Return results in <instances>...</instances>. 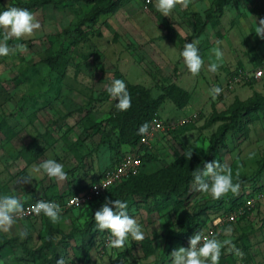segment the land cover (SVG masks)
<instances>
[{
  "label": "rangeland",
  "instance_id": "374dc122",
  "mask_svg": "<svg viewBox=\"0 0 264 264\" xmlns=\"http://www.w3.org/2000/svg\"><path fill=\"white\" fill-rule=\"evenodd\" d=\"M39 1L5 0L0 8L30 6L41 24L31 37L8 41L25 44L24 50L0 57V193L17 195L22 201L30 199L37 187L66 194L111 169L123 148L116 143L115 106L107 92L114 79L125 80L128 89L142 85L153 98L170 84L190 93L184 108L177 109L167 100L155 113L165 130L155 135L153 161L143 167L146 174L167 168L186 152L202 159L230 108L256 94L264 96V36L256 34L264 19V0H231L211 19L205 15L213 0H191L187 8L177 6L170 16L157 10L156 0H125L97 18L83 2L49 0L39 5ZM5 34L6 29L0 28V40ZM191 40L199 41L205 61L196 76L180 56ZM217 48L223 55L213 73L208 64L217 59ZM216 85L223 91L213 99L209 90ZM49 158L65 165L68 179L37 173L25 183L33 166ZM263 159L264 114L258 113L241 131H230L216 154L215 160L232 169L234 180L239 177L238 193L214 200L193 182L180 202L131 197L129 215L142 225L145 237L130 238L124 249L109 247L108 230L97 229L93 207L98 200L90 208L69 209L55 223L47 216L24 220L10 232H0V240L13 241L2 252L0 264H39L28 252L47 237L55 243L69 234L66 253L77 263L171 264V252L188 246V241L179 243L184 242L181 232L195 224L197 232L215 226L219 239H231L243 253L238 255L226 245L219 264H264ZM245 194L256 197L254 205L243 208L240 203L242 216L227 222L231 199L243 195V200ZM228 227L233 229L230 235L222 231ZM25 229L28 235L21 239L18 233ZM121 252L124 263L117 258Z\"/></svg>",
  "mask_w": 264,
  "mask_h": 264
},
{
  "label": "clouds",
  "instance_id": "9594fccd",
  "mask_svg": "<svg viewBox=\"0 0 264 264\" xmlns=\"http://www.w3.org/2000/svg\"><path fill=\"white\" fill-rule=\"evenodd\" d=\"M190 2L191 0H156L155 7L164 16H170L177 6L187 8ZM0 28L6 29V34L0 40V57H3L26 48L25 44L19 42L10 45L9 40L15 38L20 41L22 38L31 37L36 30L41 28V24L29 9L11 6L0 10ZM256 34L264 36V19H261L257 25ZM198 43V40L185 42L180 51V56L183 57L188 71L193 76L201 72L205 63L204 58L200 55ZM222 55L223 53L219 48L215 49L217 59L208 64L210 72L218 71L220 67L218 61ZM222 91L223 89L219 85L209 90L213 99L218 97ZM107 92L118 110L125 111L131 107L132 97L125 80L114 79L107 86ZM149 128L148 122L143 123L137 130L138 134L149 133ZM190 155L191 151L189 152ZM37 173L47 174L48 177H54L61 181L68 179L65 165L53 158L35 164L30 177L24 178V182H30L31 175ZM192 176L197 190L209 194L214 200H219L230 192L238 193L240 189L239 177L234 180L232 169L217 160L203 162L202 167H196L192 171ZM32 211L37 215L43 213L55 223L60 219L62 207L55 201L38 200L32 205ZM24 214V203L19 196L7 192L0 193V232H10L13 225L17 223L18 217ZM94 220L97 229L108 230V246L111 248L124 249L130 243V238L140 241L145 237L142 225L135 217L129 215L126 200L105 197L104 202L94 213ZM216 223L219 224L220 220L217 219ZM222 231L230 235L233 229L228 227ZM18 234L21 239H24L28 232L25 229ZM226 245L235 249L238 255H243L231 239L221 240L217 233L206 235L202 231L195 232L189 238L187 247L181 246L171 252V264H219L222 248ZM56 264H71V261L61 256L56 260Z\"/></svg>",
  "mask_w": 264,
  "mask_h": 264
},
{
  "label": "trees",
  "instance_id": "16d2710c",
  "mask_svg": "<svg viewBox=\"0 0 264 264\" xmlns=\"http://www.w3.org/2000/svg\"><path fill=\"white\" fill-rule=\"evenodd\" d=\"M72 2H83L86 5L91 6V17L97 18L98 16L114 11L119 8L125 0H67ZM50 2L49 0H42L36 2L37 4H46ZM231 0H213L212 8L206 12L205 18L211 19L213 15L221 14L223 9L230 4ZM1 8V6H0ZM30 9L29 7H26ZM197 21L202 25L203 19L197 17ZM129 92L132 97V105L129 109L125 111L118 110L114 108V116L112 118V127L117 131L116 143L120 146H128L129 148H137L140 138L143 136L138 134V128L145 122L150 125L151 119L155 113L158 112L159 108L165 101H170L174 104L177 109L184 108L189 100L190 93L184 89L170 84L161 87V93L156 98L150 95L147 88L142 85H133L129 87ZM258 113L264 114V96L254 95L245 102H236L229 111V114L223 120L224 123L219 126L216 133L212 136L210 144L206 149L205 156L202 159L196 158L192 153L189 156V152L184 153L179 159L172 162L167 168L158 170L152 174H146L143 171V167L148 165L153 161V152L144 146H140L137 152L140 154L141 158V169L140 172L122 182L110 187L105 191V193L98 199L99 204L93 207L92 204L84 207H93L97 210L101 204L104 202L105 197L109 199H122L128 200L131 197L139 198L140 201H146L149 198H159L163 201L176 200L180 202L181 200L187 198L191 184L194 182L192 171L196 167H202L203 162H209L215 160L218 150L224 146V141L227 134L230 131H241L244 125L249 122V120L257 115ZM92 127H97L93 124ZM96 132H99V128H96ZM122 155V152H121ZM119 160L114 161V165ZM261 169L264 170V159L261 162ZM101 177V176H100ZM99 177V178H100ZM97 178L96 180H98ZM94 180V181H96ZM73 193H76L73 192ZM248 194H245V196ZM244 196V198H245ZM242 196L238 198L231 199V206L228 211L234 209L240 203H243L241 199ZM65 197L56 198L61 200ZM241 199V201H240ZM83 207V208H84ZM45 217V215L41 216ZM40 218V217H39ZM37 219V218H35ZM33 220V219H29ZM91 228H94L91 226ZM97 231V230H96ZM198 231V224L187 228L181 232V240L184 242H179L180 244H186L189 241L191 235ZM60 234V232H58ZM72 234L62 235L59 242H53V238L47 237L42 245L28 252V255L38 260L39 264H56L61 256L72 261L73 264H86L79 260L77 263L72 257H69L66 253L65 247H67L69 238ZM65 239V240H64ZM12 240L2 239L0 240V258L2 252L12 243ZM60 248L64 249V252H60ZM49 257H45L46 255ZM120 263L125 262V254L119 253L117 255Z\"/></svg>",
  "mask_w": 264,
  "mask_h": 264
},
{
  "label": "built area",
  "instance_id": "2783aa9c",
  "mask_svg": "<svg viewBox=\"0 0 264 264\" xmlns=\"http://www.w3.org/2000/svg\"><path fill=\"white\" fill-rule=\"evenodd\" d=\"M1 4L2 0H0V6ZM257 75H261V71H258ZM164 130V121L158 115L154 114L150 122L149 133L144 134L140 138L138 147L130 148V151L122 154L116 165L107 170L98 180L89 183V185H87V187H85L83 190L71 195H67L61 200L51 198H38L31 203L24 204L25 214L21 217H18L17 221L35 219L43 216V213L37 215L32 211V205H34L38 200H49L57 202L62 207L61 215L65 214V212L69 209L83 208L84 206L92 204L93 201L98 200L107 189L115 186L123 180L137 175L140 172L141 158L140 154L137 152L138 148L140 146H144L151 150L153 147V140L155 138V135ZM255 200L256 197H251L249 195L245 196L242 207L251 208L254 205ZM242 207L237 206L234 209L228 211L225 215V220L227 222H236L239 217L242 216ZM202 232H204L206 235L209 233H215V226H211ZM71 264H73L72 261Z\"/></svg>",
  "mask_w": 264,
  "mask_h": 264
},
{
  "label": "crops",
  "instance_id": "0c3cea01",
  "mask_svg": "<svg viewBox=\"0 0 264 264\" xmlns=\"http://www.w3.org/2000/svg\"><path fill=\"white\" fill-rule=\"evenodd\" d=\"M5 3V0H2V4L1 6ZM154 145V144H153ZM126 147V148H124ZM120 151L122 152V154L130 151V148L128 146H123L122 150L120 149ZM121 157V154L119 155L118 159H115L114 161L116 160H119ZM115 165L113 164L112 167H114ZM93 181H90L88 180V182H85L84 184L81 185L80 188L77 189L76 193L83 190L85 187H87V185H89V183H91ZM54 192H57V193H53ZM59 191V190H58ZM56 191V189H43V188H40V187H37V188H34V190L31 192V194L29 195L30 199H27L25 201H22L24 204H27V203H31L33 202L34 200L38 199V198H51V199H56V198H59V197H65L67 195H71V194H74L73 191L72 192H69V193H66V194H63V193H60ZM24 221V220H23ZM27 221V220H26ZM18 222H21V221H17Z\"/></svg>",
  "mask_w": 264,
  "mask_h": 264
}]
</instances>
